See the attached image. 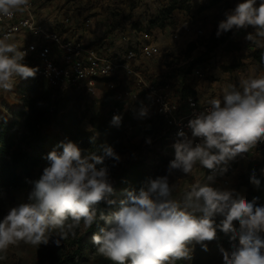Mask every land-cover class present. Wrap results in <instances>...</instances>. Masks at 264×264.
I'll return each mask as SVG.
<instances>
[{"label": "clouds", "instance_id": "obj_1", "mask_svg": "<svg viewBox=\"0 0 264 264\" xmlns=\"http://www.w3.org/2000/svg\"><path fill=\"white\" fill-rule=\"evenodd\" d=\"M30 0H0V16L11 17L29 7ZM218 23L216 36L232 29H255L246 40L264 42V0H241L224 13ZM26 51L0 38V90L14 87L15 78H34L38 68L29 67L23 60ZM264 61V56H262ZM148 109L141 107L139 118H146ZM122 116L113 115L110 124L119 127ZM191 137L181 130L172 145L174 159L169 162V174L180 171L191 174L196 165L215 173L236 156L249 152L264 141V75L249 76L237 87L227 84L222 98L211 99L208 107L195 113L187 124ZM199 138V143L194 139ZM151 143L150 138L146 141ZM62 152L52 150L46 156L49 162L27 203L9 210L0 221V253L21 241L33 246L47 244L51 234L58 232L61 240L81 225L90 228L97 220L108 227L100 228L92 240L97 251L113 264H175L180 259H191L189 245L217 238V228L232 233V251L221 248L224 264H264V205L248 201L234 193L211 186L214 176L206 182H197L182 200L172 198L168 175L157 177L139 191L129 190L120 208L111 217L103 213L97 217V205L116 201L108 199L113 192L109 169L105 160L120 161L112 147L106 146L103 155L82 153L73 142H61ZM99 166V167H98ZM251 181L259 186L253 174ZM200 213L201 215H197ZM223 219L217 225L214 217ZM70 221V222H69ZM238 221L239 229L234 226Z\"/></svg>", "mask_w": 264, "mask_h": 264}, {"label": "rangeland", "instance_id": "obj_2", "mask_svg": "<svg viewBox=\"0 0 264 264\" xmlns=\"http://www.w3.org/2000/svg\"><path fill=\"white\" fill-rule=\"evenodd\" d=\"M101 1L34 0V6L42 24L55 27L65 38L83 37L89 45L102 49V51H107L115 39L117 44L120 43L119 36L124 32L135 30V32H140V34L145 33L147 38L143 36L144 39L141 42L153 44L158 49L154 55L149 57H143L137 51L139 60L135 62V66L150 78L157 80L170 79L171 81L173 77L180 76L182 72L184 74L187 72L191 77L185 75V79L187 78L185 81L190 84L194 80H202L203 82L207 81V83L227 81V84L234 85V82L239 81L241 77H249L251 73L254 74L257 70V66L251 57L252 48L250 46L258 44L246 39H234V45L229 49L224 48L223 45L219 46L205 60L197 61L200 51L204 49L203 45L207 38L212 32L217 31L218 23L224 19L223 16H220V12L205 14L202 12L203 5H207V7L212 5L210 4L211 0H206V2L204 1L205 3L201 2L197 7H192V4L188 2L190 0H152V2L151 0H124L125 3L122 7L124 9L118 6L115 7L112 4L101 5ZM112 1L115 3L120 2L118 0ZM173 1L178 3L175 11L163 14L165 7ZM239 2L241 0H219L213 4H217L219 10L223 11L224 9H233ZM69 4L70 6H68ZM95 5H99V10L94 9ZM65 16L69 17L67 22L62 20ZM87 18L90 19V22L88 26H84V20ZM187 26L190 28L189 30L193 29L194 32L188 34ZM196 29H201L202 32L198 33ZM91 31H96V34L94 36L90 35ZM27 38L31 40L33 35L28 34ZM192 44H194L193 47L191 46ZM187 66L189 69L185 70ZM198 67L203 73L200 77L193 74V69ZM36 79L41 83V88H39L38 92L41 97L37 98V107L47 110L48 101L42 89L44 85L47 87V82L41 77H36ZM114 80L117 88L126 89L129 87V80L125 75L119 74L114 77ZM26 81V79L16 77L14 87L11 90H0V115L11 117L13 115L12 111L24 107L22 98L20 99L19 97L30 93V89H25L26 86L24 84ZM188 87L186 85L182 88L184 91L187 89L188 92L196 95L193 89ZM52 90L49 107L52 109L55 106L57 107L55 116L57 121L62 120L63 122H55L51 118L46 122V126L35 144L29 146L28 149L32 150L39 146L40 148H36L37 152L40 149L50 152L52 150L62 152V148L53 144L55 136L63 139L64 142L71 141L80 148V144L72 140V135L77 134L80 130L93 131L95 135H98V132L91 128L88 117L95 112H99L105 119L110 99L95 97L75 89L58 91L52 88ZM204 93L199 97H205L204 99L206 100L210 99ZM139 110L140 108L134 107V105L127 107L120 114L122 122L119 127L112 126L109 123L107 131L99 134L101 139L106 140L105 147H112L121 158L119 162L112 158L105 160V166L109 169L113 192L122 190L120 182L124 178L122 175L123 169L128 171L133 164L137 163L144 169L155 172L154 179L168 175L169 185L172 187V198L182 200L184 194L191 190L198 181L201 183L206 182L205 168L197 164L191 174L185 175L178 170L169 174L168 166L169 162L174 159L175 154L172 145L175 142L163 138L164 127L154 113L148 112L146 118H139ZM69 116H73L78 120L80 129L76 131L74 124H72L70 134L66 131L65 126ZM23 133H25V129L19 132V134ZM149 138L151 143L146 142ZM84 141L86 142L85 139ZM82 153L86 155L83 150ZM101 154L103 155L104 152L102 151ZM243 163V161L233 163L232 166H236L235 174L230 176L228 183H223L219 179H213L209 183H211V186L222 190H234L235 194L244 197V188L237 185V175L241 172L240 169H244V167H241ZM112 193L109 194L108 199L115 201V199L120 198V194ZM27 202H30L28 195L17 191L5 192L1 199L2 206L7 214L11 208ZM96 207L101 206L97 205ZM99 215L100 210L98 209L97 216ZM197 215L201 214L197 213ZM220 219H223V217ZM106 223L103 220L101 224H95L94 230L85 232L86 227L81 222V225L75 229V236L69 234L68 240L71 241L80 234L86 235L87 238L92 240L93 234L98 233L100 228L106 227ZM234 226L239 229L238 221H234ZM51 235L47 244L33 246L21 241L9 246L4 253L10 259H14V264H50L48 259H51L52 252L57 253L62 250L55 243L57 239H60L58 232H53ZM261 235L264 236V233H261ZM210 242H205L208 245L207 251L200 250L196 243L189 245L192 249L191 259H183L185 264H224L221 248L231 252L232 245L234 243L238 244V238L236 241L231 240V243L228 242V244H210ZM82 259H88L87 264H99L98 261L93 259L106 258L97 249L88 248L84 252Z\"/></svg>", "mask_w": 264, "mask_h": 264}, {"label": "built area", "instance_id": "obj_3", "mask_svg": "<svg viewBox=\"0 0 264 264\" xmlns=\"http://www.w3.org/2000/svg\"><path fill=\"white\" fill-rule=\"evenodd\" d=\"M227 10H223L224 14ZM63 21L69 20L65 16ZM53 22V21H52ZM90 19L84 20L88 26ZM201 33V29H197ZM33 35L29 40L27 35ZM9 37V41L19 37L16 43L19 50L27 52L23 63L38 68L35 77L44 78L49 86L63 91L75 89L85 94L103 99H110L106 111V119L111 121L113 115L121 114L127 107H146L154 113L164 127L163 138L176 141L177 132L185 131L191 137L187 124L189 119L208 107L209 100H202L197 95L185 93L183 88L173 91V83L169 79L157 80L146 76L137 69L135 62L139 60L138 52L149 57L157 52V46L142 43L147 38L145 33L128 31L119 36L120 43L110 45L103 50L89 45L83 37L65 38L55 27L42 24L36 14L34 0L29 7L17 11L11 17L0 16V38ZM144 36V37H143ZM125 75L129 80L128 88H117L114 77ZM197 77L203 75L200 67L193 69ZM199 138L194 143H199ZM264 156V141L258 142L249 152L236 156L212 173L204 170L206 176L213 175L223 183H228L230 175L235 172L232 165L236 161L246 164ZM234 168V167H233Z\"/></svg>", "mask_w": 264, "mask_h": 264}, {"label": "trees", "instance_id": "obj_4", "mask_svg": "<svg viewBox=\"0 0 264 264\" xmlns=\"http://www.w3.org/2000/svg\"><path fill=\"white\" fill-rule=\"evenodd\" d=\"M217 1L219 0H211L210 4L216 3ZM177 4V1L169 3L165 7L163 14L171 13L176 8ZM222 45L226 49H229L232 45H234V35L232 30L219 37L216 36V31L212 32L203 45L204 49L200 51L197 61L205 60L215 48ZM191 46L193 47L194 44ZM262 56H264V45L254 46L251 51V57L257 68H264V61L261 59ZM34 78L35 79H26L27 81L24 84V86H26L25 89H30V93L27 95H20L19 97L20 99L22 98L24 107L19 110L12 111L13 115L11 117L0 115V221H2L7 215L6 210L3 208L1 203L3 194L5 192L17 191L26 194L29 197L34 189V182L39 180L43 173V169L49 164L46 156L50 151L40 149L37 152L36 148L39 146L33 148L32 150H29L28 147L35 144L36 140L40 137L43 128L46 126V122H48L51 118L54 119L55 122H63L62 120L57 121L55 116L57 107L55 106L53 109L49 107V100L53 90L47 83V87L44 85L42 89L48 101V108L47 110H44L37 107V98L41 97L38 95L41 83L38 79H36V77ZM184 92L190 93L187 89ZM88 122L91 128L98 132V135H95L93 131L80 130L78 127V120H76L73 116L68 117L67 125H65L66 131L70 134L72 124H74L75 130L77 131L79 129L80 131H78L77 134L72 135V140L80 144V149L83 150L86 155L92 152L97 155H102L101 153L105 148L106 140L101 139L99 134L107 131L110 121L106 119V117L103 119L99 112H95L89 115ZM22 129H25V133L19 134ZM62 141L64 142L63 139L55 136L53 144L58 147ZM253 174L260 180L259 186L251 181ZM122 175L124 177L120 182L122 190L113 192L120 194V198L115 199L116 203L113 205L101 202L99 204L101 207H97V210H100V214L103 213L105 216L111 217L113 213L119 210L120 201L127 198V191H139L141 187L146 188L148 186V182L154 179L155 172L144 169L139 166V164L135 163L128 171L123 169ZM237 176V185L244 188V197L248 201L255 199L257 205H264V156L258 160L249 161L245 168ZM220 218H222L220 215L214 217L217 225L222 220ZM101 222H103V220L98 219L97 222L90 228L86 227L85 232L94 230L95 224H101ZM108 226L109 225L106 223V227ZM231 236L232 233L225 234L217 228V238L210 242V244L231 243ZM59 246L62 250L61 252L58 251L59 253L52 252L51 259H48L50 264H87L88 259H82L84 257V252L88 248L96 250L94 242L83 234L78 235L71 241H69L67 237V239L60 241ZM197 247L200 250H203L200 244H197ZM93 260L98 261L99 264H113V262L107 258ZM0 264H14V259H10L7 254L2 252L0 253ZM175 264H185V262L183 259H180L176 261Z\"/></svg>", "mask_w": 264, "mask_h": 264}, {"label": "crops", "instance_id": "obj_5", "mask_svg": "<svg viewBox=\"0 0 264 264\" xmlns=\"http://www.w3.org/2000/svg\"><path fill=\"white\" fill-rule=\"evenodd\" d=\"M58 1H61V0H58ZM118 1H120V2H118V3H115V2H113L112 0H102L101 1V5H107V4H112V5H114L115 7H123V4L125 3V1L124 0H118ZM206 2V0H201V1H199V0H190V1H188V2H190L191 4H192V7L194 6V7H197L201 2ZM151 2H152V0H151ZM204 2V3H205ZM258 3H259V0H258ZM71 4V3H70ZM70 4L68 5V6H70ZM118 4V5H117ZM99 5H95L94 6V9L96 8V10H99V7H98ZM122 9H124V8H122ZM202 10V12H204V14L205 13H209V12H216V13H219L220 14V16H223L224 18H225V16H224V14L222 13V11H220L219 10V7L217 6V4L216 5H214V4H212L211 6H209V7H207V5H203V9H201ZM225 10H231V9H225ZM174 11H175V9H174ZM173 11V12H174ZM82 13V12H81ZM38 15V14H37ZM54 15V14H53ZM60 15V14H59ZM190 28L187 26V28H186V30L188 31L187 33L189 34V33H193L194 32V30L192 29V30H189ZM197 30V29H196ZM233 31V35H234V39H245V37H246V35L248 34V33H254L255 32V29L253 28V27H251V26H249L247 29H240V30H237V29H234V30H232ZM87 33V32H86ZM95 35L96 34V31L95 32H92L91 31V33H90V35ZM111 38V37H110ZM18 41H20V38L19 37H15V39H13V40H11V41H9V42H11V43H18ZM114 45H116V47L117 46H119V45H117V43H116V39L112 42ZM116 43V44H115ZM113 44H110V45H113ZM261 45H264V42H262L261 43ZM254 46L255 45H252V46H250L252 49L254 48ZM188 66H189V64H188ZM188 66L185 68V70H188L189 68H188ZM184 75V76H183ZM185 75H187V76H189V77H191L190 76V74L189 73H185L184 74V72H182L181 73V75L179 76V75H177V77H173V81L171 80V82L174 84L173 85V91H174V94H176V92H177V90L178 89H182V87L183 86H189V87H191L192 89H193V91L195 92V94L199 97L200 95H203V93L204 92H206V93H204V94H206L207 96L206 97H210V99H220V98H222V95H223V90H224V87L227 85V81H214V82H208L207 83V81H202V80H194V81H192L191 83L192 84H190V83H188V82H186L185 80L187 79H185ZM262 75H264V68H257V70L255 71V73L254 74H250V76H262ZM246 78H248L247 76L246 77H241L240 79H239V81H237V82H234V85H236L237 87H239L240 86V82L242 81V80H244V79H246ZM170 80V79H169ZM218 84V85H214V84ZM188 84H190V85H188ZM228 84H230V83H228ZM215 86V87H214ZM188 87V88H189ZM200 98V97H199ZM205 98V97H204ZM204 98H201L202 100H206V99H204ZM210 99H208L209 101H210ZM245 166H246V163L244 162L243 164H242V166L241 167H244L245 168ZM232 167V169H233V171L236 169V166L233 168V166H231ZM243 169H240V171H242ZM230 176H232V175H230Z\"/></svg>", "mask_w": 264, "mask_h": 264}]
</instances>
